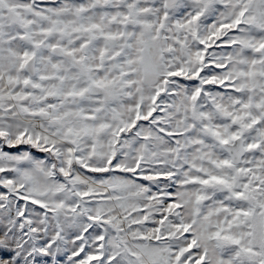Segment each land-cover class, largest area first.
<instances>
[{"label":"snow or ice","instance_id":"6c2138e0","mask_svg":"<svg viewBox=\"0 0 264 264\" xmlns=\"http://www.w3.org/2000/svg\"><path fill=\"white\" fill-rule=\"evenodd\" d=\"M0 264H264V0H0Z\"/></svg>","mask_w":264,"mask_h":264}]
</instances>
